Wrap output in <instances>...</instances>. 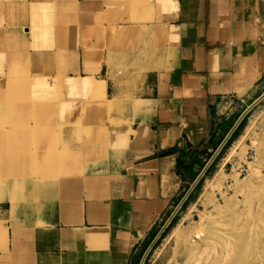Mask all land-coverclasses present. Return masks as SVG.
<instances>
[{
    "label": "crops",
    "instance_id": "0c3cea01",
    "mask_svg": "<svg viewBox=\"0 0 264 264\" xmlns=\"http://www.w3.org/2000/svg\"><path fill=\"white\" fill-rule=\"evenodd\" d=\"M44 1L57 0H18L1 9L7 22L18 16L19 29L31 25L33 5ZM76 3L83 11L109 9L116 33L110 43L104 35L95 34L108 46L95 49L102 54L86 52L101 58L93 76L103 79H93L86 76L81 58L91 43L87 17L70 20L78 23V29L68 30L67 36L78 37L69 44L73 49L63 53L64 64L72 65L76 76H86L81 85L89 82L106 95L93 96L86 90L83 98L93 125L79 132L70 131L84 118L54 122L63 98L57 110L50 108L47 117L55 128L47 129L46 142L32 150L37 157L32 163L35 168L41 165V155L51 143L69 154L55 163L59 176L49 173L37 183V195L16 198L15 209L10 202L14 218L3 232L0 264H137L157 217L182 186H191L199 175L196 152L212 151L221 139L220 123H229L232 111L216 118L213 107L221 101L254 100L264 94V0ZM21 34L18 42L6 37V48L14 49L18 43V53L28 52L31 35ZM125 42L127 47L121 51ZM115 43L119 50L112 52L115 56L134 57L137 86L124 83L134 78L131 75H118L123 65L108 67L109 45ZM75 53L76 60L71 57ZM48 80L52 90H61L50 75ZM114 103L129 104L128 124L100 121L102 117L112 120L108 110ZM57 136L61 139L56 145ZM0 198L12 199L7 191L0 192Z\"/></svg>",
    "mask_w": 264,
    "mask_h": 264
},
{
    "label": "rangeland",
    "instance_id": "374dc122",
    "mask_svg": "<svg viewBox=\"0 0 264 264\" xmlns=\"http://www.w3.org/2000/svg\"><path fill=\"white\" fill-rule=\"evenodd\" d=\"M16 1L18 0H0V66L2 67V72L0 73L1 79L5 80L6 78L8 79V77L10 76L15 77V79L17 80L16 88H18V81L27 82L29 81V78L31 76L36 77L34 75H47V77H49L50 75L51 78L54 80V83L57 82L62 92H64V97H62L61 90H59V88H55V97H57V95L59 94L58 101H61L63 98L64 104L62 105L63 108L61 112H59L58 116L55 118L54 122L66 123L68 120L66 121L64 117L71 118L69 119V122L73 120L72 118L74 117L86 118V116L88 115L85 116L84 114L86 112L84 93L88 89H86L84 85H81V82H83V79L86 76H92L93 79L97 80H101L103 79V77L100 75L94 78L93 74L94 71H96L95 69H91L89 71L84 70L87 73L86 76H82L80 74L76 76L74 72L70 70L72 65L70 66L68 63L65 65L64 63H62L63 59L61 58L62 55L60 54H63L65 51L68 52L70 48L73 49V47H69V44H72V42L74 41L73 39H76V37L78 36L75 35L74 38V36L72 35L71 38H69V36H67L69 33L68 30H71L74 27L78 29V23H75L73 21H78L79 18L84 16L87 17L86 31L88 32V37H90L91 39V43L90 46H88V50L83 52L81 56L82 64L83 57L86 52H97L95 51V49H99L100 51L104 50V48H106L108 45H102V43H100L99 41L100 37H96L95 34L98 33L104 35L109 39V43L111 42V37H113L116 33V29L113 27L114 25L111 22L112 19L110 10L108 9L106 11H102V9L99 8V11L95 13L94 8L91 9L88 7V9H85L83 11V7H79L80 5L76 3L78 6L76 10H74L75 13H73V11L69 14L68 12L69 10H71L70 7H73L77 0H72V2H69V4L63 3L62 1L58 0L55 3H50L48 1H44L43 3L39 2V4L33 5L32 15L31 18H29L31 25H21L18 29V16L12 21L7 22L5 18V12L1 9V6H3L5 3L11 4L12 2ZM58 6H64L68 8L63 11L62 8H58ZM61 15H65V17L67 18L63 17L61 19ZM70 20L73 21L69 22ZM84 21L85 20L82 19V22ZM105 25L107 27H104ZM96 27L99 31H91ZM21 33H24L25 35H31V38L29 37L31 41L30 45L28 46L29 51H22L18 53V43L12 46V48L14 49H7L5 38L8 36H12L18 42V36H22ZM76 34H78V31H76ZM114 45L115 46L112 47L111 44L109 45V52L107 57L109 56V54H111L112 56L110 61L106 62L108 64V67H111L113 69V65H123L119 67V72H117L118 75L120 77L131 75V77L134 78H128L129 80L124 79V83L126 85L129 83V85L133 87L137 86L140 81L134 80L135 76L138 74V72L135 71V67L132 65L134 57L132 55L115 56L112 52H116L119 50L117 48L116 43ZM126 47L127 45L125 42L123 47L120 48V50L125 51ZM26 53L28 55H31V60L24 61ZM50 53L53 57L55 56L56 58L45 56V54L49 55ZM97 53L102 54V52ZM35 64H38L40 67L37 73L32 70ZM128 65L130 66L127 67ZM77 81H80V83ZM76 82L77 85H75ZM42 92L44 91L41 90L40 92H38V94H36V96H34V101H32L33 104L36 105L37 99L45 100L41 99V96H39V94H41ZM125 95H127V93H125ZM255 99L253 100L252 98L250 99L247 97L234 98V100L230 103L229 101H221L220 103H218V107L217 105L213 107V110L218 113V115L215 116L216 118L222 115H226V113H229V111H232V114L229 118V123L225 121L224 123H220L219 125V129L221 131L219 137L221 139L218 141V145L212 151L203 150L196 152L199 164L198 174H200V172L208 164V162L214 155L217 147L227 135V132L231 128L232 124L235 123L240 114L248 107V105L252 104ZM96 105L99 104L97 103ZM113 105L114 106L108 110V117H112V120L102 117L100 121H102L104 125H110L111 121L116 124H128L125 115L129 110V104L114 103ZM46 120L49 123L51 122L48 117L46 118ZM28 121L35 123V120L30 118H28ZM262 140L264 141V97L259 102H257V104L254 105V107L246 114V116L241 122V126L239 128L238 133L230 142H226L223 148L213 159V161L201 177L200 181L197 183V185L188 195L187 199L184 201V203L178 209L176 214L170 220L169 224L162 233L163 236L161 235L157 243L151 249L145 259L144 264H181L180 258L186 246V242H183L182 240V242L180 241V243H178L175 240H172L173 228L177 224L183 222L184 229L190 230L192 226L198 224L201 211H203V209L205 208L202 200L206 190L214 189L216 191V188H218V183H221V181H223L224 184L232 183L233 181L231 179V176L235 172L241 173V179L248 176L252 169H258L264 173V145L262 147L263 153L261 155H257V148ZM31 155H28L30 160H32L33 162L37 160L35 154ZM255 158L257 162L251 163L255 160ZM67 169L68 170L66 173L70 174V172H68L69 170H71L70 167H68ZM73 173L76 174V172ZM253 179H256V177ZM194 180L195 179H192L191 183H193ZM189 187L190 183L182 186L181 190L179 191V194L172 201L169 207L160 216L157 217L155 224L150 232V237L147 238L145 242L146 245L142 253L139 255L137 264H139L141 257L143 256L151 240L158 234L163 225L168 222L173 212L176 210L179 202L188 191ZM234 188L235 187H233L232 189ZM255 191L258 192V195L264 192V182H257L256 186H253L252 192L254 193ZM231 193H233V191ZM239 194L242 197V193ZM10 202V199L0 198V210H2L3 212L1 213L0 211V242L1 239H4V237H2L3 232L7 231L8 229L7 227H5L6 224L10 223L9 220H12L14 218V215L9 212ZM210 226L215 227V223L211 222ZM199 257L200 256H198V258ZM177 260L180 261L177 262ZM204 263L205 262H202V258H199L198 264ZM222 264L236 263L232 261L224 262ZM240 264L261 263L250 261L249 263L241 262Z\"/></svg>",
    "mask_w": 264,
    "mask_h": 264
},
{
    "label": "bare ground",
    "instance_id": "6f19581e",
    "mask_svg": "<svg viewBox=\"0 0 264 264\" xmlns=\"http://www.w3.org/2000/svg\"><path fill=\"white\" fill-rule=\"evenodd\" d=\"M77 6L75 2L68 13L76 10ZM58 8L65 11L68 7ZM63 17L67 18L61 15V19ZM60 55L64 63L65 57L63 54ZM45 56L53 57L51 53ZM71 57L76 60V53ZM83 59L88 71L96 70L101 60L90 53H85ZM29 60L31 55L26 53L24 61ZM39 68V65L35 64L32 70L37 73ZM34 76L36 77L31 76L27 82L18 81V88L15 77L10 76L5 80L0 77V192H8L12 198V209L19 206L16 198L25 195L31 199L40 192L37 183L43 177L49 176V173L59 176L60 168L55 163L69 154L67 149L64 151L53 148V143L49 146L47 144L41 155V165L36 169L28 157L36 145L46 142L47 129L55 128L46 120L47 115L51 113L50 108L54 107L57 110L61 105V101H58L59 94L55 97L56 89H51L47 75ZM85 88L93 96L106 95L104 89L92 86L89 82H86ZM41 90L45 93L42 92L39 96L45 100L37 99L35 105L32 101ZM48 93H52L50 98ZM85 111V116H88L78 121L71 133L93 125L90 109L86 107ZM28 118L35 120V123L28 121ZM57 138L56 145L61 139L59 136ZM263 145L262 140L257 148V155L263 153ZM256 158L251 163L257 162ZM231 177L233 182L230 184H224L223 181L218 183L217 192L214 189L206 190L202 200L205 208L201 211L198 224L192 226L190 230L184 229L183 222L173 228L172 240L178 243L182 240L186 242L180 258L181 264H198L199 258H202L204 264L232 261L236 264L250 261L264 264V192L259 195L257 191L252 192L257 182H264V173L252 169L249 175L242 179L240 172H235ZM255 177L256 179H253ZM232 186L235 188L232 189ZM239 193H242V197ZM211 222L215 223V227L210 226Z\"/></svg>",
    "mask_w": 264,
    "mask_h": 264
},
{
    "label": "water",
    "instance_id": "95a60500",
    "mask_svg": "<svg viewBox=\"0 0 264 264\" xmlns=\"http://www.w3.org/2000/svg\"><path fill=\"white\" fill-rule=\"evenodd\" d=\"M264 97V95H262L259 99H257V101L253 102L249 107H247L241 114L240 116L237 118V120L235 121V123L233 124V126L231 127V129L229 130V132L227 133V135L225 136V138L222 140V142L220 143V145L218 146V148L216 149L214 155L212 156V158L210 159V161L208 162V164L205 166L204 170L202 172H200V174L195 178V180L193 181L192 185L189 187L187 193L184 195V197L182 198V200L179 202L176 210L174 211L172 217L176 214V212L178 211V209L181 207V205L184 203V201L187 199L188 195L191 193V191L194 189V187L197 185V183L200 181L201 177L203 176L204 172L206 171V169L208 168V166L211 164V162L213 161V159L216 157V155L219 153V151L223 148V146L226 144V142L228 141V139L230 138V136L233 134V132L237 129V127L239 126V124L242 122V120L244 119V117L246 116V114L254 107V105L257 104V102H259L262 98ZM171 217V218H172ZM170 220L168 222H166L163 227L161 228V230L158 232V234L153 238V240L151 241V243L149 244V246L147 247V249L145 250L140 263L139 264H144L145 259L147 257V255L149 254V252L151 251V249L154 247V245L157 243V241L159 240V238L161 237L162 233L164 232L165 228L167 227V225L169 224Z\"/></svg>",
    "mask_w": 264,
    "mask_h": 264
},
{
    "label": "trees",
    "instance_id": "16d2710c",
    "mask_svg": "<svg viewBox=\"0 0 264 264\" xmlns=\"http://www.w3.org/2000/svg\"><path fill=\"white\" fill-rule=\"evenodd\" d=\"M232 126H233V124H232ZM232 126H231V127H232ZM240 126H241V123L239 124V126L237 127V129L233 132V134L230 136V138L228 139L227 143L230 142V141L235 137V135H236V134L238 133V131H239ZM162 236H163V235H162Z\"/></svg>",
    "mask_w": 264,
    "mask_h": 264
}]
</instances>
